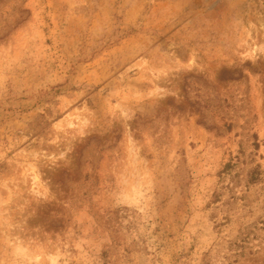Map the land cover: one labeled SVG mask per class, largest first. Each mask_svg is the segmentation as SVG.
I'll list each match as a JSON object with an SVG mask.
<instances>
[{
	"label": "rangeland",
	"instance_id": "rangeland-1",
	"mask_svg": "<svg viewBox=\"0 0 264 264\" xmlns=\"http://www.w3.org/2000/svg\"><path fill=\"white\" fill-rule=\"evenodd\" d=\"M0 264H264V0H0Z\"/></svg>",
	"mask_w": 264,
	"mask_h": 264
}]
</instances>
